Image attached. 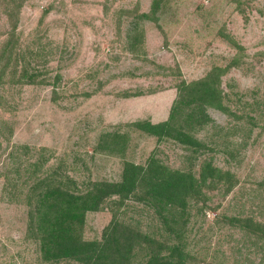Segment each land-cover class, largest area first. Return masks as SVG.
Segmentation results:
<instances>
[{
  "label": "rangeland",
  "instance_id": "rangeland-1",
  "mask_svg": "<svg viewBox=\"0 0 264 264\" xmlns=\"http://www.w3.org/2000/svg\"><path fill=\"white\" fill-rule=\"evenodd\" d=\"M166 1L158 25L137 20L134 14L148 12L152 0H27L21 8L13 58L4 72L0 60V264L34 262L36 255L33 246L22 241L27 186L20 183L18 199L2 194V173L13 162L10 154L17 155L22 170L32 168L39 156L45 158L43 171L64 160L76 179L117 180L124 159L144 162L155 147L161 149L158 155L165 164L187 167L189 150L173 141L157 143L155 136L126 126L139 119L167 118L175 97V80L169 75L174 66L190 81L236 57L237 65L221 77L227 105L256 117L264 109V102L260 111L242 106L255 98L264 101V0ZM138 23L144 29V52L139 57L127 43ZM8 27L0 9V47ZM41 48L45 56L36 55ZM45 58L44 66L37 64ZM36 65L48 70V84L18 80L20 69L31 73ZM57 73L60 79L54 84ZM135 90L145 94L124 96ZM207 111L213 124L198 135L207 143L217 128L240 123L230 114ZM259 117L234 160H228L224 150L213 154L214 162L236 173L239 183L225 195L210 193L209 205L216 208H204L191 217L187 248L201 259L264 264L263 249L257 247L260 243L253 244L252 235L216 220L241 210L251 214L264 203V117ZM115 128L129 133L125 155L95 151L98 136ZM235 134L230 132L229 139L236 145L241 137ZM208 155L196 157L194 168ZM17 164L14 161L13 167ZM110 218L108 207L87 212L84 238L98 239Z\"/></svg>",
  "mask_w": 264,
  "mask_h": 264
},
{
  "label": "trees",
  "instance_id": "trees-1",
  "mask_svg": "<svg viewBox=\"0 0 264 264\" xmlns=\"http://www.w3.org/2000/svg\"><path fill=\"white\" fill-rule=\"evenodd\" d=\"M26 1L0 0V9L9 26L0 47L3 72L13 58L15 29ZM166 4V0H152L148 12L134 14L137 20H148L158 25ZM132 32L128 35V48L139 57L144 52V29L138 23ZM42 52L43 48L35 51L36 55L45 56ZM235 58L228 65L213 66L203 77L190 81L185 80L180 69L174 66L169 75L175 80V97L167 118L158 122L139 119L126 124L155 136L157 143L173 141L189 150L185 168L165 164L158 155L161 149L155 147L144 162L124 159L117 180L76 179L68 173L71 167L64 160L49 165L48 170L43 171L45 158L39 156L32 163V168L22 170L23 164L17 155L10 154L13 162L12 165L7 164L2 173V194L18 199L20 185L27 186L22 197L27 207L22 241L32 245L36 253L34 262L23 264H200L204 260V264H226L213 257H198L187 248L190 242L187 233L192 216L202 213L204 208H216L209 205L210 193L216 191L225 195L239 183L236 173L214 162L213 154L224 150L228 160H234L235 153L245 145L253 127L261 119L259 115L264 117V109L259 110L264 101L256 98L252 102L244 101L242 106L259 110L258 117L246 111L236 113L227 105L228 96L223 91L221 77L231 66L237 65ZM47 60L45 58L44 62L37 64L44 66ZM47 74V69H39L36 65L31 73L25 68L20 69L18 80L48 84ZM53 79L57 84L60 75L57 73ZM143 94L144 91L135 90L125 92L124 96ZM208 108L230 114L234 121L240 123L226 129L217 128L209 134L210 143H207L198 135L206 126L213 124ZM230 132L240 135L238 144L230 141ZM128 145L129 133L115 128L98 136L94 150L123 157ZM206 153L212 154L202 157L195 169V158ZM14 161L18 164L13 167ZM262 205L264 203L256 205L251 214H244L241 210L233 215L222 214L216 220L252 235L253 244L260 243L257 247L263 249L264 255V220L257 218L264 216ZM105 207L110 209L111 218L100 237L85 239L83 230L87 212ZM130 211L139 214L131 215Z\"/></svg>",
  "mask_w": 264,
  "mask_h": 264
}]
</instances>
